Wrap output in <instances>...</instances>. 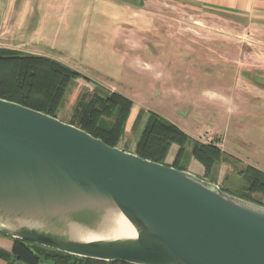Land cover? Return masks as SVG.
Instances as JSON below:
<instances>
[{
    "label": "water",
    "instance_id": "1",
    "mask_svg": "<svg viewBox=\"0 0 264 264\" xmlns=\"http://www.w3.org/2000/svg\"><path fill=\"white\" fill-rule=\"evenodd\" d=\"M0 235L90 260L264 264V207L0 98Z\"/></svg>",
    "mask_w": 264,
    "mask_h": 264
},
{
    "label": "rangeland",
    "instance_id": "2",
    "mask_svg": "<svg viewBox=\"0 0 264 264\" xmlns=\"http://www.w3.org/2000/svg\"><path fill=\"white\" fill-rule=\"evenodd\" d=\"M162 3L156 2L148 9L152 12L153 22L161 26L148 36V42L145 43L148 48L136 46L133 50L136 52L129 55V60L136 59L137 63L127 62L125 66L119 67L112 63L113 55L108 54L109 48L101 47L105 44L103 40L106 37L111 38L109 22L96 16L95 12H76L73 17L70 16L73 26L82 30L80 41L86 52L83 61H88L89 66L118 71L117 74L120 73L121 77L120 82L114 84L116 89L145 109L135 107L127 124L126 136L131 139L139 130L137 127L133 128L137 108L144 113L156 112L189 132L215 129V132H207L199 138L203 143L218 140L224 146V136L239 140L259 139L264 130L263 123L260 124L264 122V118L259 119L254 115L243 118L238 110L246 112L252 107L240 101L241 91H264L259 86V83L264 84V31L252 26L255 21L249 18L240 20L224 12L210 11L177 0H169L165 2L168 3L166 5ZM86 6L88 2L86 5L83 3V6L80 3L73 4L72 7L74 10ZM101 26H104L103 32L99 30ZM136 40H140L136 42L142 44L144 38L137 37ZM75 59L77 61L72 60L70 63L72 68L101 81L96 77V72L81 64L79 59L82 58ZM77 88L85 91L84 86L78 85ZM203 91H211L209 94L217 101L229 98L232 104L226 107L219 102L207 105L204 100L200 103L197 100ZM71 108L72 103L66 104L59 114L61 121L68 123ZM229 113L235 115L228 116ZM146 119L145 116L138 131L139 136ZM240 123L250 126L241 131ZM229 131L232 133L230 137ZM205 135L209 137L207 142ZM119 146L125 148V142L122 141ZM187 150H191L190 145ZM239 173V166L220 165L216 167L214 180L233 191L242 183ZM226 176H229L227 185L224 181ZM10 258V252L0 248V264H7L12 260ZM43 264L54 262L45 260Z\"/></svg>",
    "mask_w": 264,
    "mask_h": 264
},
{
    "label": "trees",
    "instance_id": "3",
    "mask_svg": "<svg viewBox=\"0 0 264 264\" xmlns=\"http://www.w3.org/2000/svg\"><path fill=\"white\" fill-rule=\"evenodd\" d=\"M260 84L264 88V84L263 87ZM78 85L84 86L85 91L78 89ZM0 98L56 118H59L66 104L72 103L68 123L101 139L110 147H119L125 138L134 105L128 97L102 88L87 75L54 59L4 48H0ZM145 114L146 123L135 149L139 157L167 165L171 147L177 145L179 152L172 166L187 170L190 160L194 159L205 169L204 178L215 183L216 167L237 163L214 142L207 144L192 138L156 112L140 111L135 127H138ZM188 145L191 146L190 151L187 150ZM124 150L127 151V148ZM239 176L242 183L237 188L232 191L221 185L222 190L264 207V172L254 166H247ZM228 180L229 176H226V185ZM12 241V260L7 264H43L45 260H52L54 264H127L90 260L28 241Z\"/></svg>",
    "mask_w": 264,
    "mask_h": 264
},
{
    "label": "crops",
    "instance_id": "4",
    "mask_svg": "<svg viewBox=\"0 0 264 264\" xmlns=\"http://www.w3.org/2000/svg\"><path fill=\"white\" fill-rule=\"evenodd\" d=\"M177 1L188 5L191 4L207 8L210 9V11L224 12V14L236 16L240 18V20L249 18L255 21L253 23L251 22L252 26L255 25L259 30L264 31V0ZM87 2L88 6L85 8L82 9L80 7V9L73 10V4L79 5L80 3V5L83 6V3L86 5ZM156 2H163L162 4L166 5L168 3L165 2H169V0H0V48H4V50H17L28 55L51 58L70 68H72V66H70L72 60L77 61L75 58H82V60L79 59L81 64L96 72L98 74L96 77L100 78L101 81L90 77L91 79L102 86V88L104 87L111 92L120 93L114 85L120 82L121 75H119L120 73L117 74L118 71L114 72L109 69L89 66L90 63L88 61H83L86 58V52L80 41L82 30L73 26V21L70 20V16L73 17L76 12L79 14L82 12H90V14L95 12L96 16H101L109 22L108 28L109 31H111V38L106 37V39L103 40L105 44L101 47H105L104 49H106V47L109 48L108 54L110 53L113 55L111 59L112 63L119 67L121 65L125 66L127 62L137 63L136 59L133 60V58H131L129 60V55H131L132 52H136L133 51L136 46L140 47L142 45V47L148 48L145 46V43L148 42V36L161 27L160 24L158 25L153 22L152 12L148 10ZM79 17H81V15H79ZM80 22H82V20H80ZM103 27L104 26H101V28H99L100 32L105 30ZM164 28L166 29L167 26L165 25ZM137 37L144 38L143 42L141 41L142 44H138L140 40H136ZM120 43L122 45H120ZM119 48H124V50L120 51ZM210 92L211 91H203L201 97L197 101L202 103L205 100L207 105H214L216 102H219L226 107L231 106L232 103L229 98L217 101L218 99L216 100L213 98L209 94ZM120 94L126 96L123 93ZM253 96H255V99ZM239 98L244 104L247 103L248 106L252 105L246 112H244L243 109L238 110L241 117L244 116L243 118H245L247 115H249V117L254 115L259 119L264 118V109L262 110V108H264L263 90L250 92L241 91ZM133 104L132 114L135 107L145 110L134 101ZM137 108L136 112H138L133 119V128L135 127V122L140 111L137 110ZM229 115L235 114L229 113L228 116ZM145 116L147 117L145 114L137 129L140 130ZM262 123L264 125V122L260 124ZM249 126L248 124L244 125V123H240L239 129L241 131L246 130ZM178 127L186 132L187 135L197 140H200L199 138L207 134V132H215V129L211 128L212 131L208 130L194 133L189 132L188 129L181 126ZM139 130H137L133 138L130 139L125 136L123 139L125 142L124 147H127V151L135 153L136 142H138L140 138ZM230 135L232 136V133L229 131V137ZM222 142L224 146L221 144V141H214L217 147L237 161L236 164L231 165L232 167L239 166L241 172L247 166H254L264 172V130L261 131L260 138L254 141L242 138L240 140L238 138L230 139L228 136L227 138L224 136ZM121 148L124 149L123 146H121ZM178 152L179 147L173 145L166 159V164L168 166L173 165ZM188 168V171L201 178L205 176V169L194 159L189 162ZM12 243L13 241L10 238L0 235V248L3 247L11 253L13 248Z\"/></svg>",
    "mask_w": 264,
    "mask_h": 264
},
{
    "label": "built area",
    "instance_id": "5",
    "mask_svg": "<svg viewBox=\"0 0 264 264\" xmlns=\"http://www.w3.org/2000/svg\"><path fill=\"white\" fill-rule=\"evenodd\" d=\"M206 136V137H205ZM204 137H205V142H207V141H209L208 139H209V137L207 136V135H205ZM204 137H203V139H204Z\"/></svg>",
    "mask_w": 264,
    "mask_h": 264
}]
</instances>
